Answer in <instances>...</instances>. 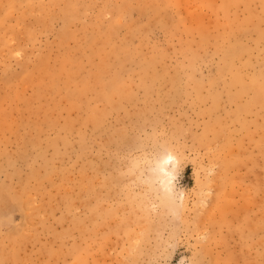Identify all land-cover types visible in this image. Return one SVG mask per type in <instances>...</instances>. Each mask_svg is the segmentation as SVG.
Segmentation results:
<instances>
[{"label":"rangeland","instance_id":"obj_1","mask_svg":"<svg viewBox=\"0 0 264 264\" xmlns=\"http://www.w3.org/2000/svg\"><path fill=\"white\" fill-rule=\"evenodd\" d=\"M0 264H264V0H0Z\"/></svg>","mask_w":264,"mask_h":264},{"label":"bare ground","instance_id":"obj_2","mask_svg":"<svg viewBox=\"0 0 264 264\" xmlns=\"http://www.w3.org/2000/svg\"><path fill=\"white\" fill-rule=\"evenodd\" d=\"M230 54H231L230 52H227V53H226V56H229ZM171 157H172V156H171ZM166 159H169V160H170V157H168V158H166ZM172 160H173V159H172ZM172 160H170V161L172 162ZM170 161H169V162H170ZM173 161H174V160H173ZM163 162H164V161H163ZM174 162H175V161H174ZM165 163H167L166 160H165ZM161 166H162V164H161ZM165 174H167V172H166Z\"/></svg>","mask_w":264,"mask_h":264}]
</instances>
